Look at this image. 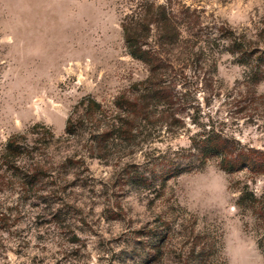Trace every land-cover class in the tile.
I'll list each match as a JSON object with an SVG mask.
<instances>
[{"label": "rangeland", "instance_id": "rangeland-1", "mask_svg": "<svg viewBox=\"0 0 264 264\" xmlns=\"http://www.w3.org/2000/svg\"><path fill=\"white\" fill-rule=\"evenodd\" d=\"M173 1L195 9L209 27L264 36V0ZM128 7L129 0H0V153L11 135L36 124L59 138L43 151L53 179L23 195L0 192V218L7 220L0 223V264H146V238L137 233L163 212L194 218L196 231L219 238L226 264H264V80L250 84L249 69L226 52L216 55L214 74L191 65L177 78L175 117L184 129L167 134L163 127L132 149L60 166L76 102L89 95L109 106L146 75L123 44ZM193 120L252 149L262 168L227 174L211 161L162 190L133 184L130 173L157 174L158 156L182 157L187 136L199 129ZM56 183L65 189L55 193ZM176 259L170 255L165 264Z\"/></svg>", "mask_w": 264, "mask_h": 264}, {"label": "trees", "instance_id": "trees-1", "mask_svg": "<svg viewBox=\"0 0 264 264\" xmlns=\"http://www.w3.org/2000/svg\"><path fill=\"white\" fill-rule=\"evenodd\" d=\"M174 2L129 0L128 13L120 22L123 44L127 54L144 66L146 75L117 94L109 106L89 95L76 102L67 116L60 141L67 148L61 167L83 164L87 154L103 159L132 149L141 140L156 138L163 127L167 134L184 129L183 118L175 117L179 102L175 87L187 66L194 65L195 71L206 73L211 70L210 74H214L216 55L226 52L236 64L249 69L250 84L264 80V36L238 34L227 25L209 27L199 21L195 9ZM191 122L198 125L194 120ZM198 128L187 136L188 145L179 150L182 157L158 156L162 168L157 174L143 179L130 173L129 180L146 190L157 186L162 190L170 179L201 170L211 161L227 174L262 168L251 156L253 150L234 137L214 127L198 125ZM55 141L59 138L55 139L48 127L39 124L11 135L0 153V192L10 190L23 195L45 184L48 178L53 179L54 165L43 151ZM54 185L55 193L66 187L65 183ZM245 196L241 193L240 199ZM249 196L251 201L255 200L253 194ZM166 213H160L146 233H137L146 238L144 247L150 253L146 264H165L176 253L175 264H226L219 238L196 231L194 218L190 217L189 225L190 219L185 216L176 219ZM262 218L264 221V208ZM0 223H7L3 215Z\"/></svg>", "mask_w": 264, "mask_h": 264}]
</instances>
